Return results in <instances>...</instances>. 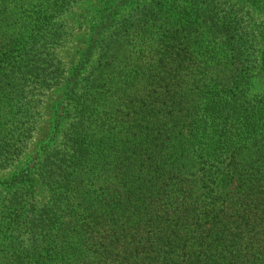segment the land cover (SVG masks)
Wrapping results in <instances>:
<instances>
[{"label": "trees", "instance_id": "1", "mask_svg": "<svg viewBox=\"0 0 264 264\" xmlns=\"http://www.w3.org/2000/svg\"><path fill=\"white\" fill-rule=\"evenodd\" d=\"M0 184V264H264V0H0Z\"/></svg>", "mask_w": 264, "mask_h": 264}, {"label": "rangeland", "instance_id": "2", "mask_svg": "<svg viewBox=\"0 0 264 264\" xmlns=\"http://www.w3.org/2000/svg\"><path fill=\"white\" fill-rule=\"evenodd\" d=\"M96 6H97L96 3L92 4V7H96ZM89 9H91V7L90 8L88 7V10ZM60 95L61 93L56 92L50 94V96L48 97V102L45 104V106L42 109V116L40 119V123L38 125L35 140L30 144L28 157H32L37 152L41 153L44 149H47L45 147L51 143V138L54 135L53 119L56 111V105L60 100ZM7 176L9 175L8 174L3 175L1 178L4 180ZM0 187H2L1 184Z\"/></svg>", "mask_w": 264, "mask_h": 264}]
</instances>
